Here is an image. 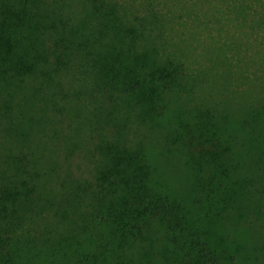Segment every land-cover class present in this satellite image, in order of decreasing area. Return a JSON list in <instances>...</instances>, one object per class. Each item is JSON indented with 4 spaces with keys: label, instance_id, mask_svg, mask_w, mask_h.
Here are the masks:
<instances>
[{
    "label": "rangeland",
    "instance_id": "rangeland-1",
    "mask_svg": "<svg viewBox=\"0 0 264 264\" xmlns=\"http://www.w3.org/2000/svg\"><path fill=\"white\" fill-rule=\"evenodd\" d=\"M36 1L43 28L60 21L55 30L65 37L71 25H81L84 53L94 61L114 43L148 61L184 66L181 87L163 93L166 112L160 123L174 131L196 111L227 118L226 133L232 135L241 170L233 169L220 181L228 190L219 192L230 193L232 205L210 202L204 211L224 217L211 225L209 238L225 264H264V117L256 136L235 124L264 111V0ZM64 23L66 30L60 33ZM49 79L34 77L22 89L8 88L14 97L12 111L5 112L0 98V183L23 180L33 191L14 233L21 240L23 263L176 264L173 247L157 223L129 242L113 241L97 219L101 214L95 212L93 198L101 184L99 170L106 168L107 144L118 142L127 155L144 144L146 154L167 173L169 188L189 211L198 213L192 194L186 196L190 175L180 148L164 139L159 127L149 132L132 119L123 121L128 136L114 132L122 117L115 110V96L96 87L88 73L66 71ZM35 89L43 95L32 98ZM20 113L27 122L18 128ZM17 128L26 139L11 134ZM21 153L27 156L22 165L15 160ZM250 156L260 163L250 162ZM243 174L252 180L242 183ZM71 249L82 258L61 253Z\"/></svg>",
    "mask_w": 264,
    "mask_h": 264
},
{
    "label": "trees",
    "instance_id": "trees-1",
    "mask_svg": "<svg viewBox=\"0 0 264 264\" xmlns=\"http://www.w3.org/2000/svg\"><path fill=\"white\" fill-rule=\"evenodd\" d=\"M11 1L13 3L0 2V98L2 96L5 100L2 106L5 112L13 110L14 97L8 88L22 89L27 79L35 77L38 80L48 76L57 80L66 71L88 73L96 87L102 86L107 89V94H111L109 96H115L118 106L115 110L122 113V117L119 123L113 118L118 126L114 132L128 136L123 121L126 124L132 119L133 124L149 132H155L159 127L163 130V138L167 137L170 143L180 148L186 172L190 175V189L186 190V196L192 194V204L198 205V213L193 214L187 209L176 192L169 188L168 175L162 166L159 167L146 154L144 144H139L127 155L128 150L117 142L107 144L103 149L106 168L99 170L101 184L93 198V208L101 214L97 218L99 223L105 225L113 241L126 243L135 239V234L141 236V232L154 222L173 247V263L225 264L226 259L210 240L213 236L211 225L224 217L204 211L210 202L226 208L234 202L233 198L230 200V193L219 192L222 187L227 189V183L220 181L233 169L235 172L241 170L232 135L226 133L224 122L227 118L219 119L209 116L208 111H196L188 122H178L174 131L167 126L164 129L160 123L166 112L163 93L181 87L182 64L171 60L163 64L148 61L136 52L123 50L113 43L102 56L96 57L98 60L91 58L93 65L84 53L87 47L83 34L78 30L80 24L73 22L75 25H71L65 37H61L55 30L61 26L60 21L43 28L39 22L42 13L36 0H25L24 4ZM66 27L64 23V30L60 33ZM41 29L48 31L42 32ZM58 82L59 88L56 85V89L61 92L63 88ZM36 91L33 90L32 98L43 95L42 89L38 94ZM255 113L251 121L235 122L254 136L264 111ZM19 117L18 128L27 122L23 114L20 113ZM18 128L11 134L23 137ZM15 158L20 165L21 161L27 160L23 153ZM249 160L260 163L252 156ZM240 177L242 183L252 180L242 178L244 174ZM32 196V186L23 180L0 183V264H15L17 260L24 264L20 254L21 240L16 239L14 233L21 223L20 212L26 207L29 209ZM24 244L26 246V241ZM67 252L71 257L78 256L72 249L61 251L64 255H68Z\"/></svg>",
    "mask_w": 264,
    "mask_h": 264
}]
</instances>
